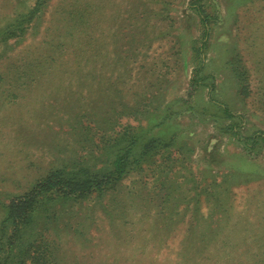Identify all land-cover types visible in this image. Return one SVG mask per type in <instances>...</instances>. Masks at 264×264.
<instances>
[{"label": "rangeland", "instance_id": "rangeland-1", "mask_svg": "<svg viewBox=\"0 0 264 264\" xmlns=\"http://www.w3.org/2000/svg\"><path fill=\"white\" fill-rule=\"evenodd\" d=\"M33 4L0 0V30ZM194 73L243 136L264 131V0H45L0 36V221L54 168L107 171L117 133L166 111L178 144L107 189L59 194L30 242L47 264L264 259V144L223 130Z\"/></svg>", "mask_w": 264, "mask_h": 264}, {"label": "trees", "instance_id": "trees-1", "mask_svg": "<svg viewBox=\"0 0 264 264\" xmlns=\"http://www.w3.org/2000/svg\"><path fill=\"white\" fill-rule=\"evenodd\" d=\"M44 1L34 0L33 7L26 14L16 17L7 25L6 29L10 27L9 32H6L5 29L0 30V36L6 35V33L13 34L23 23L29 22ZM195 10L204 25V38L207 35V20L198 8H195ZM199 71L200 68L198 69ZM203 79L204 77L197 76V73L192 75L190 84L193 86V91L196 92L200 86L206 85L203 84ZM206 86L210 97L209 100L212 103L211 107L214 106L215 109L220 110V115L223 117L221 119H227L226 124L222 126L223 130L229 132L236 140L241 141L246 148H250L258 142L259 144H264V131L256 130L249 135L243 136L238 128L239 122L234 120L233 114L228 111L226 106L214 100L212 95L213 84ZM165 109H170V105L167 104ZM167 115L166 111H164L158 118H150L147 124L149 127L146 129L138 124L127 128L124 133L120 134L118 132L117 136L112 139L113 141L106 145L115 151L108 167L102 168V170L107 171L99 174L97 172L88 173L86 170L83 172L67 170L66 167L54 168L45 174L43 178L37 180L25 194L11 198L10 202L4 206V216L0 221V264H14L15 260L12 257L18 255V253L19 255L22 254V245L25 248L23 252L26 253V258L25 260H16V264H23L24 261L28 264H47V261L50 262L46 249L41 250L40 246L37 245L38 242H30L31 238L37 234L31 231L33 228L31 221L44 219L46 213L50 211V207H53L58 202L59 198L57 200H54V198L56 196L59 197V194L61 195L60 199H64V197L70 195L77 197L89 191L96 192L97 188L98 191L103 187L107 189L119 182L121 178L129 176L131 173H135L137 169H140L150 158V151L156 153L157 148L160 146L165 148L178 144L179 140L175 141V133H168V129L163 134L160 131V126L166 122L165 118H167ZM152 124L160 132L157 134L154 132L153 135L148 136L146 132L150 131ZM27 227H29L28 230ZM21 234L22 241H20ZM252 264H264V259L259 257Z\"/></svg>", "mask_w": 264, "mask_h": 264}]
</instances>
